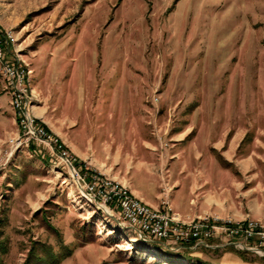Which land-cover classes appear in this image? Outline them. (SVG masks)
<instances>
[{
    "label": "rangeland",
    "instance_id": "rangeland-1",
    "mask_svg": "<svg viewBox=\"0 0 264 264\" xmlns=\"http://www.w3.org/2000/svg\"><path fill=\"white\" fill-rule=\"evenodd\" d=\"M6 34L15 41L6 45ZM0 41V264H170L86 199L49 146L10 148L18 123L5 62L32 70V114L76 169L113 178L90 146L109 141V113L133 119L147 110L164 130L170 120L167 134L174 121L186 124L201 144L205 131L214 148H200L224 172L214 192L223 190L229 218L264 225V0H0ZM45 80L53 87L35 90ZM182 245L172 251L210 264H264V254L235 245L226 247L248 254Z\"/></svg>",
    "mask_w": 264,
    "mask_h": 264
},
{
    "label": "crops",
    "instance_id": "crops-1",
    "mask_svg": "<svg viewBox=\"0 0 264 264\" xmlns=\"http://www.w3.org/2000/svg\"><path fill=\"white\" fill-rule=\"evenodd\" d=\"M43 86L53 87L49 80H45L41 88L35 90L40 92ZM127 106L142 107V104L129 100ZM59 111L60 118L67 121L65 110ZM151 115L146 110L133 114V119L127 116L119 119L109 113V141L93 142L90 146L95 165L101 167V172L127 182L134 195L153 207H159L161 198L167 193L174 212L181 219L204 215L234 217L225 206L223 190L214 192V183L224 172L212 168L213 161L211 163V159L205 156L204 147L214 148L206 141L205 131L203 141L198 144L200 133L192 137V127H185V124L182 128L174 125V121L172 131L167 134L170 120L164 130L165 127L159 124L162 119ZM162 130L164 134H161ZM163 137L171 142L169 148L163 149L159 145L158 139ZM201 145L204 147L200 148ZM72 148L80 159L88 157V151L83 148L74 144ZM228 198L233 201L231 194Z\"/></svg>",
    "mask_w": 264,
    "mask_h": 264
},
{
    "label": "built area",
    "instance_id": "built-area-1",
    "mask_svg": "<svg viewBox=\"0 0 264 264\" xmlns=\"http://www.w3.org/2000/svg\"><path fill=\"white\" fill-rule=\"evenodd\" d=\"M15 39L14 35L6 34L4 42L9 45ZM3 54V45L0 41V58ZM31 72L30 68L15 63L5 62L1 66V74L10 96V107L18 123L15 136L9 140L12 150L27 149L33 142L49 146L51 152L68 166L77 185L92 196L93 200L88 198L90 202L94 204L97 202L106 207L126 226L135 227L145 237L172 245L207 243L208 240L220 238L241 248L245 246L256 252L264 250V225L256 220L247 218L236 221L229 217L204 215L190 222L182 221L174 213L167 195L161 198L159 207H153L134 196L129 187L119 180H114L88 166L76 169L73 165L74 158L60 145L55 146L57 140L32 114L29 78ZM242 242L247 244L244 245Z\"/></svg>",
    "mask_w": 264,
    "mask_h": 264
},
{
    "label": "water",
    "instance_id": "water-1",
    "mask_svg": "<svg viewBox=\"0 0 264 264\" xmlns=\"http://www.w3.org/2000/svg\"><path fill=\"white\" fill-rule=\"evenodd\" d=\"M79 190L83 193V194H85V196L86 197H89L91 200H93V198H92V196L90 195V194H87L85 191H83V189L81 188V187H79ZM95 205L98 207V208H100L102 211H104L106 214H108V216L109 217H111L115 222H116V224L117 225H119L120 227H122V228H126V229H128V230H131L132 232H135L136 233V235H137V237L141 240V241H143V242H145V243H149V244H152V243H156V244H160L161 246L163 245V246H165V248L166 249H168V250H170V251H176V250H179V249H182V248H188V247H184L183 245H179V244H177L175 247L174 246H171V245H168L167 243H165V242H161V241H158V240H154V239H152V238H150V237H145L141 232H139V230L138 229H136L135 227H130V226H126L119 218L117 219V218H115L114 217V215L112 214V213H110L109 211H108V209L106 208V207H102L101 205H99L97 202H95ZM199 245H202L203 247H209V248H212V249H219L220 248V246H222L223 248H225L226 246H234V244L233 243H231V244H225V246L224 245H219V246H211V245H209V244H207L206 242H199V243H196V244H194V247H191V248H196L197 246H199ZM190 248V249H191ZM243 248L244 249H246V250H250V248H247V247H245V246H243ZM258 253H260V254H264V250L263 251H261V252H258Z\"/></svg>",
    "mask_w": 264,
    "mask_h": 264
},
{
    "label": "trees",
    "instance_id": "trees-1",
    "mask_svg": "<svg viewBox=\"0 0 264 264\" xmlns=\"http://www.w3.org/2000/svg\"><path fill=\"white\" fill-rule=\"evenodd\" d=\"M209 243V242H208ZM194 242H190V244H187L188 246H191L193 245ZM152 246H155V248L157 249L158 251V254H160V256H164L165 259L167 260L168 263L170 264H184L185 261H188V264H191V263H197V264H210L208 261H203L197 257H185V256H182L180 254H175V252L173 251H170L168 249H166L164 246H161V245H158L156 243H153L151 244ZM205 249H208L209 251H212V252H219L220 248L219 249H210V248H205ZM225 249H231L233 250L234 248L233 247H226ZM239 255H242L244 256L245 254H248L247 251H238L236 249H234ZM156 251V252H157ZM186 252L188 253H191V251L189 250H186ZM260 260L263 262L264 261V256L262 258H260Z\"/></svg>",
    "mask_w": 264,
    "mask_h": 264
},
{
    "label": "bare ground",
    "instance_id": "bare-ground-1",
    "mask_svg": "<svg viewBox=\"0 0 264 264\" xmlns=\"http://www.w3.org/2000/svg\"><path fill=\"white\" fill-rule=\"evenodd\" d=\"M83 196H84L85 198H87V199L89 198V197H86L85 194H83Z\"/></svg>",
    "mask_w": 264,
    "mask_h": 264
}]
</instances>
